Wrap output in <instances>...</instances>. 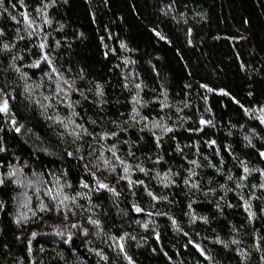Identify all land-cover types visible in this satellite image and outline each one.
<instances>
[{
  "label": "trees",
  "instance_id": "1",
  "mask_svg": "<svg viewBox=\"0 0 264 264\" xmlns=\"http://www.w3.org/2000/svg\"><path fill=\"white\" fill-rule=\"evenodd\" d=\"M0 264H264V0H0Z\"/></svg>",
  "mask_w": 264,
  "mask_h": 264
}]
</instances>
